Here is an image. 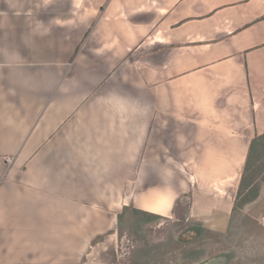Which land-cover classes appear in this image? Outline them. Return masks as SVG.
I'll list each match as a JSON object with an SVG mask.
<instances>
[{"label": "crops", "instance_id": "0c3cea01", "mask_svg": "<svg viewBox=\"0 0 264 264\" xmlns=\"http://www.w3.org/2000/svg\"><path fill=\"white\" fill-rule=\"evenodd\" d=\"M263 134L264 0H0V264L173 218L180 264H242L209 234Z\"/></svg>", "mask_w": 264, "mask_h": 264}, {"label": "rangeland", "instance_id": "374dc122", "mask_svg": "<svg viewBox=\"0 0 264 264\" xmlns=\"http://www.w3.org/2000/svg\"><path fill=\"white\" fill-rule=\"evenodd\" d=\"M260 168L262 172L256 176L262 182L264 165ZM189 223L184 220L178 223L176 218H173L149 223L137 230H130L124 225L114 239L112 236L104 238L96 258L101 261L100 264H180V253L185 244L178 243L177 238L183 236L180 234L188 228ZM231 228L236 233L230 234L234 240L232 244H225L220 236L209 234L214 253L218 255L235 252L242 264L256 261L258 264H264V184L261 185L259 197L255 202L236 213L233 212ZM232 237L227 236L226 241L229 239L230 242ZM93 251H90V257L97 250Z\"/></svg>", "mask_w": 264, "mask_h": 264}, {"label": "trees", "instance_id": "16d2710c", "mask_svg": "<svg viewBox=\"0 0 264 264\" xmlns=\"http://www.w3.org/2000/svg\"><path fill=\"white\" fill-rule=\"evenodd\" d=\"M262 165H264V134L255 137L251 141L246 166L234 203V213L240 211L258 197L259 184L255 176L262 171L260 168ZM128 210L124 208V213L119 216L120 222L124 221L125 212ZM149 217H152L151 219L154 220L160 218L157 215Z\"/></svg>", "mask_w": 264, "mask_h": 264}, {"label": "built area", "instance_id": "2783aa9c", "mask_svg": "<svg viewBox=\"0 0 264 264\" xmlns=\"http://www.w3.org/2000/svg\"><path fill=\"white\" fill-rule=\"evenodd\" d=\"M4 161H5V163L7 165H12V163L14 162V158H12V157H5L4 158ZM2 183H3V178L1 177L0 178V186L2 185Z\"/></svg>", "mask_w": 264, "mask_h": 264}]
</instances>
